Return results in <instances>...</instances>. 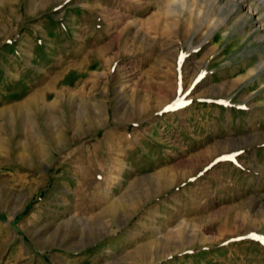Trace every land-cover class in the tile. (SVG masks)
Segmentation results:
<instances>
[{"label": "rangeland", "instance_id": "obj_1", "mask_svg": "<svg viewBox=\"0 0 264 264\" xmlns=\"http://www.w3.org/2000/svg\"><path fill=\"white\" fill-rule=\"evenodd\" d=\"M232 1L0 0V264H264V6Z\"/></svg>", "mask_w": 264, "mask_h": 264}, {"label": "bare ground", "instance_id": "obj_2", "mask_svg": "<svg viewBox=\"0 0 264 264\" xmlns=\"http://www.w3.org/2000/svg\"><path fill=\"white\" fill-rule=\"evenodd\" d=\"M230 1V0H229ZM238 1H244V0H233L232 3L235 4L237 3ZM260 4V6H264V0H257ZM262 17L261 20L264 22V12L261 14ZM262 63L264 64V60L262 61ZM45 100V99H44ZM125 111V110H124ZM127 113V112H125ZM50 112L49 113H43L41 112V116H45V120L44 121V124H45V129L46 131H48V133L50 132L51 134H53L54 132H56L55 130H53V127H52V124L53 122L51 121V119H53L52 117H50ZM86 114L89 118H91V120L94 122V123H99L100 121H103V117H104V112H101V113H96L94 110H93V107L90 106V105H87L86 107ZM55 116V115H54ZM74 119V118H73ZM57 121V120H56ZM54 131V132H53ZM36 132V131H35ZM118 157V156H117ZM126 163V162H125ZM119 164L120 166L119 167H124V162H122V160L119 159ZM121 205L120 204H117L113 207L114 210L118 209Z\"/></svg>", "mask_w": 264, "mask_h": 264}, {"label": "snow or ice", "instance_id": "obj_3", "mask_svg": "<svg viewBox=\"0 0 264 264\" xmlns=\"http://www.w3.org/2000/svg\"><path fill=\"white\" fill-rule=\"evenodd\" d=\"M232 157H222V159H231ZM257 239H260L261 240V242H264V238H257Z\"/></svg>", "mask_w": 264, "mask_h": 264}]
</instances>
